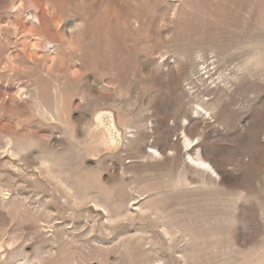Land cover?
<instances>
[{
	"label": "rangeland",
	"instance_id": "obj_1",
	"mask_svg": "<svg viewBox=\"0 0 264 264\" xmlns=\"http://www.w3.org/2000/svg\"><path fill=\"white\" fill-rule=\"evenodd\" d=\"M0 264H264V0H0Z\"/></svg>",
	"mask_w": 264,
	"mask_h": 264
},
{
	"label": "bare ground",
	"instance_id": "obj_2",
	"mask_svg": "<svg viewBox=\"0 0 264 264\" xmlns=\"http://www.w3.org/2000/svg\"><path fill=\"white\" fill-rule=\"evenodd\" d=\"M200 157V156H199ZM194 161V160H193ZM198 161L201 163V165H208V163H207V161L206 160H204L203 158H200V159H198ZM209 166V165H208Z\"/></svg>",
	"mask_w": 264,
	"mask_h": 264
}]
</instances>
